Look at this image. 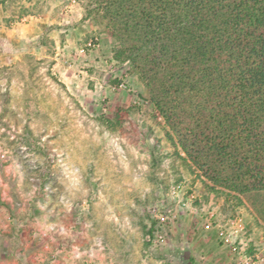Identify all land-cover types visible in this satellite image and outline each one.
Segmentation results:
<instances>
[{
	"label": "rangeland",
	"instance_id": "rangeland-1",
	"mask_svg": "<svg viewBox=\"0 0 264 264\" xmlns=\"http://www.w3.org/2000/svg\"><path fill=\"white\" fill-rule=\"evenodd\" d=\"M3 1L12 22L29 16L41 28L14 47L0 43V264H156L171 255L228 264L204 228L210 211L242 215L264 256V192L236 207L204 189L173 155L144 82L115 57L118 42L101 16L87 15V0ZM179 182L195 199L153 248L151 211L175 210Z\"/></svg>",
	"mask_w": 264,
	"mask_h": 264
},
{
	"label": "trees",
	"instance_id": "trees-1",
	"mask_svg": "<svg viewBox=\"0 0 264 264\" xmlns=\"http://www.w3.org/2000/svg\"><path fill=\"white\" fill-rule=\"evenodd\" d=\"M87 1L204 189L236 207L264 192V0Z\"/></svg>",
	"mask_w": 264,
	"mask_h": 264
},
{
	"label": "built area",
	"instance_id": "built-area-1",
	"mask_svg": "<svg viewBox=\"0 0 264 264\" xmlns=\"http://www.w3.org/2000/svg\"><path fill=\"white\" fill-rule=\"evenodd\" d=\"M93 41L86 44V48H93ZM82 52L84 50H81ZM123 87V85H121ZM170 195L175 204V210L168 209L159 211L154 207L151 216L158 222L147 235V242L153 247H161L170 232V228L179 219L176 209H190V201L195 199L193 193L187 195L182 182L172 186ZM187 195V196H186ZM160 212V213H159ZM204 228L214 230L216 243L220 250L228 257V264H264L262 256L254 247L252 236L247 229V223L242 215L221 220L214 211L206 212L204 217ZM157 264H178L173 259L159 260Z\"/></svg>",
	"mask_w": 264,
	"mask_h": 264
},
{
	"label": "crops",
	"instance_id": "crops-1",
	"mask_svg": "<svg viewBox=\"0 0 264 264\" xmlns=\"http://www.w3.org/2000/svg\"><path fill=\"white\" fill-rule=\"evenodd\" d=\"M7 4H8V1H3V0L0 1V43L5 42L6 43L5 46H7V47L10 46V48H11V47L16 46L18 44V42H22V40H24V39L32 38L34 33L36 31L40 30L41 26L38 25L39 21L37 18H33V17H29V16H25L20 23L19 22L18 23L12 22L13 19L9 18L10 17L9 10L4 9V6ZM6 18L11 20L9 22L10 27L4 26L2 23V21ZM41 24H43V23H41ZM10 55L11 54H8V56L6 57L8 60H12V56H10ZM61 75H63V74H61ZM66 79H68L69 80L68 82H70V84H71L70 89L74 90V88L77 87L76 86L77 79L75 78V75L71 74V76H69V77L66 76ZM66 86H68V85H66ZM248 229L250 230V232L253 231V233L255 234L254 229H252V227H248ZM212 235L214 238H216V233L214 230H213ZM250 235H252V234H250ZM189 248H192V244H190V242L188 244V249ZM182 252H183V250H182ZM220 253L226 256V254L223 253L221 250H220ZM176 256L177 255H171V257H173L174 259H176L175 258ZM189 257H192V256H189ZM226 258L228 260L227 256H226ZM176 261H178V260L176 259ZM157 262H156V264H157Z\"/></svg>",
	"mask_w": 264,
	"mask_h": 264
}]
</instances>
